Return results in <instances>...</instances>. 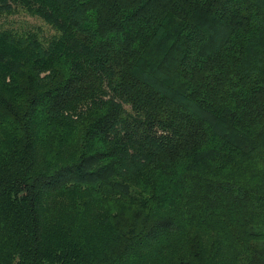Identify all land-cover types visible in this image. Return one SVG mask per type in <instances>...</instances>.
Segmentation results:
<instances>
[{"label": "trees", "instance_id": "16d2710c", "mask_svg": "<svg viewBox=\"0 0 264 264\" xmlns=\"http://www.w3.org/2000/svg\"><path fill=\"white\" fill-rule=\"evenodd\" d=\"M0 264H264V0H0Z\"/></svg>", "mask_w": 264, "mask_h": 264}, {"label": "rangeland", "instance_id": "374dc122", "mask_svg": "<svg viewBox=\"0 0 264 264\" xmlns=\"http://www.w3.org/2000/svg\"><path fill=\"white\" fill-rule=\"evenodd\" d=\"M6 19L10 26L17 28L18 30H29L41 27L45 34H49L51 32L39 18L31 17L24 12H19L15 16L8 17Z\"/></svg>", "mask_w": 264, "mask_h": 264}]
</instances>
